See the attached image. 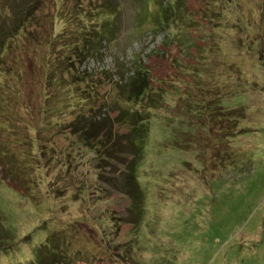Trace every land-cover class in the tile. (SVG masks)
<instances>
[{"label": "rangeland", "instance_id": "obj_1", "mask_svg": "<svg viewBox=\"0 0 264 264\" xmlns=\"http://www.w3.org/2000/svg\"><path fill=\"white\" fill-rule=\"evenodd\" d=\"M6 1L11 16L20 13L21 0ZM80 1L100 2L42 0V11L27 24L30 29L39 22L48 28V39L50 32L55 36L49 44L54 55L79 43L66 20L75 19V7H83ZM115 1L120 8L113 39L92 54L70 52L69 72L56 69L47 82L39 76L29 56L37 47L34 41H46L40 33L17 52L21 77L4 82L5 71L0 74L2 103L20 113L13 121L23 127L4 131L12 123L0 113V148L7 149L0 150V264H29L46 241L50 253L57 249L51 243L64 241L66 254L72 255L68 264H264V0H184L179 13L188 20L187 30L177 31L183 29L180 18L172 29L175 37L165 31L135 32L138 1ZM64 7L69 13L61 19ZM90 14L98 26L104 16ZM11 16L2 17L0 33L12 24ZM75 27L74 21L72 31ZM139 67L148 70L161 95L160 112L152 115L164 112L152 119L136 168L143 213L139 226L132 228L136 209L131 212L122 189L132 155L124 143L113 146L129 129L127 122L115 120V82ZM64 82H80L74 85L79 94L73 95L82 101L71 98ZM218 99L219 110L228 111L221 122L212 119V128L223 133L230 123L236 125L216 139L214 157L212 143H207L217 135L189 122L192 102L201 104L195 114L204 120L205 104L215 106ZM45 107L52 120L38 147L53 151V159L39 158L19 136L28 117L24 123L32 136L36 133V115L45 113ZM82 115L89 120L82 117L79 124L76 117ZM101 117L114 127L109 140L104 138L113 154L70 140L76 125L91 124L97 131ZM115 245L130 247L135 260Z\"/></svg>", "mask_w": 264, "mask_h": 264}, {"label": "trees", "instance_id": "obj_2", "mask_svg": "<svg viewBox=\"0 0 264 264\" xmlns=\"http://www.w3.org/2000/svg\"><path fill=\"white\" fill-rule=\"evenodd\" d=\"M137 1L139 4V9L137 14L138 16L136 18L133 29L135 32L141 33L143 29H147L148 31L151 32L165 31L166 33L168 32L169 37H171V35L172 37L173 35L175 37L177 32L172 31V29L179 26L178 21L182 20L183 18H184L183 20L184 22L182 23L183 29L180 28L177 31H179L181 34H184L182 32H185L187 30L186 24L188 20H186L185 17H181L179 13L183 7L184 0H137ZM6 2H7L6 0H2V3L0 4V23L2 21V17L10 19L11 16L5 9L7 8L5 6H8V4L5 5ZM20 2H22L21 3L22 10L20 11V13L18 14L16 13L14 16H11L13 17L12 24L6 28L4 27L3 32L0 33V74H2L5 71L4 74H5V78L7 79H5L4 82H9V81L16 82L17 77L19 78L21 77L20 75H22V72L21 69H19V65H20L18 64L19 55L17 54V52L19 53L21 49H25V47L27 46V42L30 41L33 35L37 36L40 33H45L42 34L43 35L42 37L46 40L45 42H41V40H39V43L38 41H34L36 42L35 45L37 47L33 48V53L31 57L29 56V60L33 64L35 63L36 69L39 70V76L42 78L44 77V82H47L49 78L53 77V74L55 73L56 69L69 72L67 67L73 66V60H71L70 52H73L75 49L76 54L77 51L79 53H83V55L94 53L95 51L100 49L104 41L113 39L115 33L114 30H116L115 25L117 26L118 24L116 23V19L118 18V11L120 6L115 0H100L99 4L96 6L95 3L92 4L88 3L84 5V1L82 2L80 1L79 5L83 6L80 8L75 7V5L73 4H70L69 6L70 8L73 7L74 9L75 7L74 10L76 11L79 10V11L76 12L75 19L69 18L66 20V23L71 25V35L74 34L75 36L73 38L76 41L79 40V43L76 44V47L75 45H73L71 47L72 49L70 48L67 49V51H64L61 55H58L56 53L54 55V53L50 49L49 44L55 42L56 40H55V36H53L51 32H50V38L48 39V35H47L48 28H46L45 26H41L40 23L38 22L35 24L33 28L29 29V25L31 24V22L35 21V18L38 17L36 13L42 11L41 5H43L44 3H41L42 0H21ZM65 8L66 7H64L63 10L61 11V14L58 15V17L61 19H64L69 13L67 12V10L64 12ZM177 8H178V13L176 12ZM81 9L83 11L82 13L80 11ZM90 13H93L95 17H97L100 14L104 16L98 26H96V24H94V22L92 21V16ZM74 21L76 27L72 31V25ZM176 24L177 26H175ZM43 44L44 46L41 47ZM39 55L40 58L39 60H37V57ZM257 58L259 59L258 56ZM253 61H255V59ZM40 62H42L41 65L39 64ZM78 83L80 82H73V83L64 82V88L66 92L71 96V98H78V101L76 103L82 101L83 98L79 95L76 96L73 95L74 93L79 94V92H77V90L74 89V85ZM84 83H86V85L89 84L88 82H84ZM115 83L117 86L116 96L118 99V101L116 102L118 108H117V115L115 116V120L116 122L119 123L127 122L129 129L127 130L126 133L123 134V136H118L113 146L115 145L116 147L119 143H124L125 144L124 149L129 151V153L132 155L129 158V162L127 163L128 166H126V169L123 172L124 181L122 183V189L123 192L130 199L129 208L131 212H134L133 210L136 209V212H134V217L131 218L132 228H136L141 223L142 213H143V209L141 208L142 200L138 197L139 183L136 178L137 177L136 168L142 158L144 142L148 135L149 127L152 123V119L159 118L160 115L164 112V110L163 112L160 113L159 117H155L154 115H152L156 113L155 110H158V112H160L159 108L161 107L160 106L161 95L158 94L156 92V89H154L153 86L151 85V82L149 81V72L147 69L139 67L137 70L133 71V73L130 75L124 73L120 77V81H117ZM48 84L54 86L53 84L56 85L57 82H48ZM223 84L226 85L224 82ZM93 86H95V84L91 83L90 86L88 87V92L90 94L95 92ZM2 93L3 92L0 89V95ZM189 98H191V96ZM3 100H4L3 95H1L0 113L4 114L7 117V119H9L12 123V125H10L9 127L6 126L3 129L4 131L7 132L9 131V128L13 127L14 131H16L18 128H21L22 126L20 125V123L16 124L13 121V119H15L17 116H20V113L13 112L12 107L10 108L8 104L2 103ZM146 101L150 103L151 107L144 104V102ZM120 102H122L123 104L121 105ZM124 103H126L127 106H125ZM156 103L158 104L157 106H155ZM215 103H216L215 106H211V107H208L209 105L207 103H206L207 105L205 104L203 109L206 110V118L203 120L202 117L200 118L196 117L197 114H195L196 109H199L201 104L197 103L195 105V103L192 102V107H191L192 121L189 122L192 123V128L194 129L198 128L199 130L201 129L202 132H206V130L204 131V129L208 128L207 129L209 130L208 132L212 133V135L214 136L217 135L212 141H209V144L206 141H204L205 145L207 143V145L210 146V144L212 143L211 148L214 157L216 155L215 146L220 141L216 139L226 134L228 128L232 130V128L236 125L235 123H230L228 127L224 128L223 133L219 132L216 127L212 128L211 126L212 119L215 117L216 120L214 118V121L221 122L220 117H223L222 114L225 115L224 111H228L225 109L223 110V112L219 110V108L223 109L220 104V99H218V101H216ZM143 105H145L146 108L141 109V106ZM165 105L166 103L163 101V108H165ZM46 109L47 107H45L44 109L45 113H40L39 115H36V117L40 119L39 123L38 124L36 123V127L33 128L36 133L32 136L33 132L29 130L27 124L30 121V118L28 117V119L24 118L25 120H23L24 133L23 135H19V136H20L21 144L27 145V148L29 147V151L34 149L33 151L36 152V155L40 153V155H38L39 158L43 156L44 158L45 156H49L53 159L55 157L53 151L44 149L43 146L40 147L41 149H39L38 147L39 144L42 145L41 141L43 140L44 137L43 132L46 130V128H48L45 124L50 123L52 120L51 114L49 113L46 114ZM207 110L211 112H208ZM228 113H230V111ZM82 117L83 120H89L87 119L88 116L85 115L78 116L76 117V121L79 124L82 122L81 119ZM91 127H92L91 124H87V123L76 125L75 129H72L71 134L74 136H72L70 140L77 139V141L80 144H82L85 147V149L88 150H91L92 148L96 149L98 147L100 152H102L103 149H105L104 151L106 153H108L109 151V154H113L114 149L109 148V146L104 144L105 142L104 138L106 140H109L111 134L113 133L114 127L112 123L110 126L109 122L106 121L103 117H101V121L96 123L97 131H95ZM99 132L100 134H98ZM115 134H119V131H116ZM25 138H28L27 143L25 141ZM196 138L197 140L202 141L200 138H198V135L196 136ZM197 140H195L194 143H196ZM0 144L4 145L2 144L1 140H0ZM1 149L7 150L6 148H0V150ZM45 152H47L46 155ZM45 166L48 165L46 164ZM50 245L51 246L54 245L55 247H57V249L54 250V253L47 252L46 248L49 247V243L48 241H46L44 245L42 244L40 245L41 251H39L38 253L39 255L36 256L37 258L34 259V261H31L29 264H68L69 262L66 261V258H71L72 255L68 256L69 255L68 254L69 251L67 249L68 247H66L64 241L62 242V244L59 243L58 241L55 243H51ZM92 247H94L93 243H92ZM115 247L118 246L115 245ZM118 248L120 249V253L125 255L128 253L130 258L134 259L132 253L129 251V249H131L130 247H128L127 250L122 248V246L121 248L120 247ZM40 253H41V257L44 259L40 258ZM49 258L52 259L50 260ZM47 259L49 260L47 261ZM70 262L73 263V261Z\"/></svg>", "mask_w": 264, "mask_h": 264}]
</instances>
